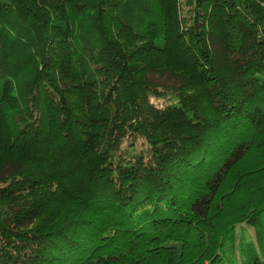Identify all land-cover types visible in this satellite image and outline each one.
<instances>
[{"label": "trees", "instance_id": "1", "mask_svg": "<svg viewBox=\"0 0 264 264\" xmlns=\"http://www.w3.org/2000/svg\"><path fill=\"white\" fill-rule=\"evenodd\" d=\"M0 264H264V0H0Z\"/></svg>", "mask_w": 264, "mask_h": 264}, {"label": "rangeland", "instance_id": "2", "mask_svg": "<svg viewBox=\"0 0 264 264\" xmlns=\"http://www.w3.org/2000/svg\"><path fill=\"white\" fill-rule=\"evenodd\" d=\"M124 145L127 146V142H126V141L124 142ZM247 160H248V158L245 157V158H244V161L247 162ZM242 162H243V161H242Z\"/></svg>", "mask_w": 264, "mask_h": 264}]
</instances>
